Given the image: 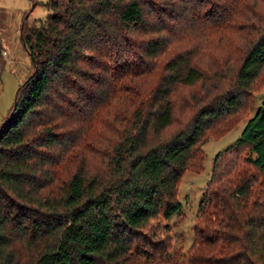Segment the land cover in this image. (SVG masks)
<instances>
[{"label": "trees", "instance_id": "trees-1", "mask_svg": "<svg viewBox=\"0 0 264 264\" xmlns=\"http://www.w3.org/2000/svg\"><path fill=\"white\" fill-rule=\"evenodd\" d=\"M250 1L51 0L22 23L31 70L0 124V264H181L155 237L205 133L264 70V0ZM180 87L200 95L171 133ZM243 148L256 171L220 164ZM194 220L187 264H264V99L215 153Z\"/></svg>", "mask_w": 264, "mask_h": 264}, {"label": "rangeland", "instance_id": "rangeland-1", "mask_svg": "<svg viewBox=\"0 0 264 264\" xmlns=\"http://www.w3.org/2000/svg\"><path fill=\"white\" fill-rule=\"evenodd\" d=\"M49 1L51 0H0V124L13 105L19 85L31 70L30 58L22 42L21 25L23 22L27 25H38L43 21L50 12L47 7ZM250 5L251 1L246 0V7H250ZM194 13L197 12L194 11ZM192 19L193 17L187 14L184 20L185 30L189 31L193 27ZM177 23L180 24V21L178 20ZM216 38L215 34V40ZM211 40L214 42V39ZM173 42V46L176 48L187 46L185 39L180 41L174 39ZM210 51L220 54L216 45L212 46ZM166 58L163 56L162 60ZM206 61L207 58L202 57L198 60V64L202 66ZM199 95L197 88L180 87L177 89L172 97L174 122L167 132L172 133L186 123L196 108L193 97H199ZM262 99H264V70L251 86L249 93L243 98L237 112L220 119L205 133L202 144L204 153L202 168L198 172L186 170L181 176L177 190V197L182 204L181 211L172 214L167 219L171 225L170 230H162L155 237L169 241L167 252L177 250L180 253L178 260L181 264H187V262L185 256L181 255L184 251L179 248L182 245V249L185 250L193 240L192 224L196 221L194 218L197 205L204 194L213 157L218 150L223 149L239 136L243 125L252 116ZM245 151L243 148L237 155H224L220 164L223 165L227 158L232 160L237 157L236 167H245L249 171H254L255 169L251 165L241 162ZM160 222L164 223L165 220L160 218ZM162 260L163 258H156L155 261H152L150 256L135 255L133 264H166Z\"/></svg>", "mask_w": 264, "mask_h": 264}]
</instances>
